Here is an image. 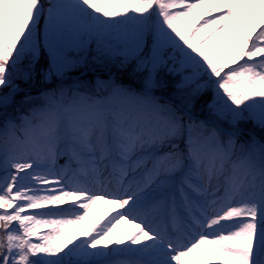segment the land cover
Listing matches in <instances>:
<instances>
[{"label": "snow or ice", "instance_id": "1", "mask_svg": "<svg viewBox=\"0 0 264 264\" xmlns=\"http://www.w3.org/2000/svg\"><path fill=\"white\" fill-rule=\"evenodd\" d=\"M257 130L264 0H0V264H264Z\"/></svg>", "mask_w": 264, "mask_h": 264}, {"label": "rangeland", "instance_id": "2", "mask_svg": "<svg viewBox=\"0 0 264 264\" xmlns=\"http://www.w3.org/2000/svg\"><path fill=\"white\" fill-rule=\"evenodd\" d=\"M73 75H78V73H74ZM96 75H98L99 77H100V79H102V80H104V79H107L108 78V76H107V73H105V72H98V73H96ZM122 76V78H117L118 79V82H120V83H122V84H125V85H128V84H130V82H127V81H131L129 78H127V77H125L126 76V74L125 75H121ZM128 76V75H127ZM129 77V76H128ZM86 79L90 82V83H94V76L92 75V74H89L87 77H86ZM132 82V81H131ZM133 83V82H132ZM23 86V85H22ZM26 87V86H25ZM39 87H45L44 85H38V87L37 88H33L32 89V92H33V94H35L37 91H38V88ZM134 87H139V86H134ZM19 98V97H18ZM248 127H251V125H248ZM256 134H260L259 136H262V135H264V134H262V133H260L259 132V130H257L256 131ZM62 162V161H61ZM97 209H99V216H97V221H99V220H102L107 214H108V212L110 211V209L108 208V207H106V206H101V205H96V206H94V208H93V212H96L97 211ZM87 223L89 224V225H91L92 223H94V221L92 220V218H91V214H90V216H89V220L87 221ZM121 227H122V225H121ZM131 231V230H130Z\"/></svg>", "mask_w": 264, "mask_h": 264}, {"label": "trees", "instance_id": "3", "mask_svg": "<svg viewBox=\"0 0 264 264\" xmlns=\"http://www.w3.org/2000/svg\"><path fill=\"white\" fill-rule=\"evenodd\" d=\"M125 77L129 78L127 75H126ZM118 78H122V76H121V75H118ZM129 79H130V78H129ZM130 80H131V79H130ZM131 81H132V80H131ZM131 81H127V82L132 83L133 81H132V82H131ZM133 85L138 86L137 84H133ZM256 135H257V134H256ZM259 135H260V134H259ZM259 135H258V136H259Z\"/></svg>", "mask_w": 264, "mask_h": 264}, {"label": "bare ground", "instance_id": "4", "mask_svg": "<svg viewBox=\"0 0 264 264\" xmlns=\"http://www.w3.org/2000/svg\"><path fill=\"white\" fill-rule=\"evenodd\" d=\"M107 207V206H106Z\"/></svg>", "mask_w": 264, "mask_h": 264}]
</instances>
